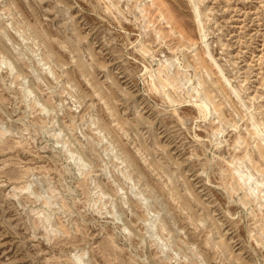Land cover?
I'll return each instance as SVG.
<instances>
[{
    "label": "rangeland",
    "instance_id": "rangeland-1",
    "mask_svg": "<svg viewBox=\"0 0 264 264\" xmlns=\"http://www.w3.org/2000/svg\"><path fill=\"white\" fill-rule=\"evenodd\" d=\"M257 144L264 0H0V264H264Z\"/></svg>",
    "mask_w": 264,
    "mask_h": 264
},
{
    "label": "bare ground",
    "instance_id": "bare-ground-1",
    "mask_svg": "<svg viewBox=\"0 0 264 264\" xmlns=\"http://www.w3.org/2000/svg\"><path fill=\"white\" fill-rule=\"evenodd\" d=\"M184 29V28H183ZM198 59H199V57H198ZM163 69V68H162ZM165 72V71H164ZM163 73H159V75H155V77H154V79H153V82H151V83H156V85H158L159 87L160 86H163V80H166V81H169V78L167 77V76H163L162 75ZM167 74V73H166ZM151 77V76H150ZM153 85V84H152ZM155 86V85H154ZM165 87V86H164ZM164 89V88H163ZM212 97V96H211ZM212 98H214V97H212ZM194 105L195 106H197L196 108L198 109V111L201 113V115L204 117V116H206L207 115V113H209L210 112V110H212L213 109V111L216 113V109H218L217 107H215L216 105H217V103H216V105L214 104V102L210 99V98H208V95H207V92L206 93H202V96L200 97V96H198V99H196V100H194ZM212 108V109H211ZM220 108V107H219ZM220 110H221V108H220ZM219 110V111H220ZM197 111V112H198ZM218 113V112H217ZM213 114V113H212ZM221 114H222V111H221ZM217 115V116H216ZM215 116L218 118L219 116H218V114H216ZM221 116V115H220ZM201 117V116H200ZM202 118V117H201ZM203 119V118H202ZM221 119H223V118H221ZM220 120V119H219ZM254 126H256V123H252ZM218 130V129H217ZM254 132H255V129H254ZM259 144H257V151L255 152L256 153V155H257V161L255 160V159H252V158H254V157H252L251 159H252V164L253 165H256V163H258L259 164V166L260 167H257V166H255V169L257 170V171H262L263 169H261L262 168V166L261 165H264V164H262V162L264 161V150H262V148L261 147H259L258 146ZM261 145V144H260ZM255 146H256V144H255ZM255 155V156H256ZM262 159H263V161H262ZM255 160V161H254ZM249 161V160H248ZM237 167V166H236ZM239 167V166H238ZM264 168V167H263ZM241 169V168H240ZM239 169V170H240ZM261 169V170H260ZM255 170V171H256ZM234 172V171H233ZM238 173H239V171H237ZM233 174V173H232ZM261 174V173H260ZM261 175H263V174H261ZM260 176V175H259ZM239 177H240V179L242 180V182H243V184L245 185V184H247V181H248V179L249 178H253V176H252V174L250 173V172H248V173H240L239 174ZM238 178V177H237ZM259 178V177H258ZM257 178V179H258ZM262 178H263V176H262ZM262 178H261V180H262ZM254 179V178H253ZM255 180H256V178H255ZM258 180H260V178L258 179ZM238 181V180H237ZM236 182V181H235ZM264 182V181H263ZM262 182V183H263ZM249 183V182H248ZM261 183V182H260ZM240 184V183H239ZM252 184V183H251ZM257 185V184H256ZM253 186V185H252ZM249 187V186H248ZM255 188H256V186H255ZM262 188H264V183H263V185H262ZM262 188H259V191H262L263 189ZM254 189V188H253ZM249 190H250V188H249ZM255 190V189H254ZM254 191H252V193H253ZM264 192V191H263ZM257 196V195H256ZM254 197H255V194H254ZM261 229V228H260ZM264 233V232H263ZM256 239H258L257 241L259 242V239L260 238H256ZM256 241V240H255Z\"/></svg>",
    "mask_w": 264,
    "mask_h": 264
}]
</instances>
